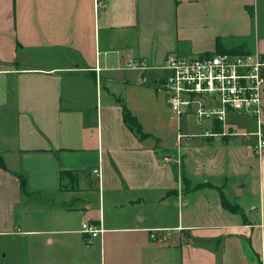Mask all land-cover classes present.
Here are the masks:
<instances>
[{
    "label": "crops",
    "instance_id": "0c3cea01",
    "mask_svg": "<svg viewBox=\"0 0 264 264\" xmlns=\"http://www.w3.org/2000/svg\"><path fill=\"white\" fill-rule=\"evenodd\" d=\"M240 47L264 62V0H0V264H264L256 124L203 136L160 88Z\"/></svg>",
    "mask_w": 264,
    "mask_h": 264
},
{
    "label": "built area",
    "instance_id": "2783aa9c",
    "mask_svg": "<svg viewBox=\"0 0 264 264\" xmlns=\"http://www.w3.org/2000/svg\"><path fill=\"white\" fill-rule=\"evenodd\" d=\"M102 6L95 2L98 9ZM138 66L134 61L128 67ZM264 62L257 52H213L194 55L169 53L162 66L167 75L160 83L170 111L186 117L203 129L201 135L235 134L225 126L229 113L249 117L257 126L255 154L264 150L262 103ZM220 124L216 133L215 124ZM85 243H91L103 231L98 224L82 222Z\"/></svg>",
    "mask_w": 264,
    "mask_h": 264
},
{
    "label": "trees",
    "instance_id": "16d2710c",
    "mask_svg": "<svg viewBox=\"0 0 264 264\" xmlns=\"http://www.w3.org/2000/svg\"><path fill=\"white\" fill-rule=\"evenodd\" d=\"M230 51L231 52L233 51V52H236V53H243L244 52L243 47H240L238 50H230ZM225 52H227V51H225ZM123 117H124L125 122L129 126H131L136 131H139V126H138L137 122L135 121V119L130 115V113L127 110H125L123 112ZM223 204H224L225 207L229 208V206H228V204H226V202H223Z\"/></svg>",
    "mask_w": 264,
    "mask_h": 264
},
{
    "label": "rangeland",
    "instance_id": "374dc122",
    "mask_svg": "<svg viewBox=\"0 0 264 264\" xmlns=\"http://www.w3.org/2000/svg\"><path fill=\"white\" fill-rule=\"evenodd\" d=\"M238 116H242V115H238ZM183 118H181V121H182Z\"/></svg>",
    "mask_w": 264,
    "mask_h": 264
}]
</instances>
